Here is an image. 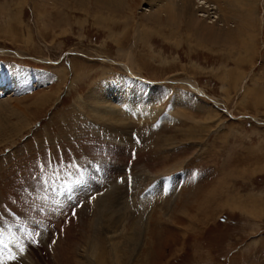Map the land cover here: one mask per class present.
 I'll use <instances>...</instances> for the list:
<instances>
[{"label": "rangeland", "instance_id": "374dc122", "mask_svg": "<svg viewBox=\"0 0 264 264\" xmlns=\"http://www.w3.org/2000/svg\"><path fill=\"white\" fill-rule=\"evenodd\" d=\"M130 3L115 20L92 1L0 0V74L51 76L0 97V256L13 257L3 264H264V0L250 49L206 41L184 22L178 32L148 23V0ZM126 52L150 82L138 81L144 99L153 87L161 99L141 115L130 100L103 115L98 92L137 80ZM68 161L87 168L72 201L61 194L77 178ZM134 231L136 253L123 247Z\"/></svg>", "mask_w": 264, "mask_h": 264}, {"label": "bare ground", "instance_id": "6f19581e", "mask_svg": "<svg viewBox=\"0 0 264 264\" xmlns=\"http://www.w3.org/2000/svg\"><path fill=\"white\" fill-rule=\"evenodd\" d=\"M50 1H52L51 6H55V7H57V6L58 7L59 6H61V7L70 6L71 3H73L74 7H78L80 4L81 5L87 4L88 5L92 1L97 7L96 8L97 13H100L101 16L104 17V13H106V11H107V14H111L108 17L111 19H113V18L115 19V17L112 16L113 14L124 13V12H126L128 7H129V11L132 10V7L130 6L131 5L130 0H72V2H71V0H47L48 3ZM258 1L259 0H148V6H149V8L147 9L148 13L143 14V19L148 21V23L153 22V24H160L161 26L174 27V29L172 30L173 32H178L180 27H181L180 24H182L184 22L186 24V26L189 28V31H190V29L192 30V28L196 29L197 36L199 38L206 40V41L223 43V45H225L226 48H228V49H250L251 47L256 46L254 41L250 42L248 40L255 38L257 35L256 34L257 30H255L256 26L254 25V21L257 18V10H258L257 3H258ZM198 3H201V5H197ZM223 4H224V6H223ZM213 9H214V11H212ZM199 11H202L203 13L201 12L202 14H198ZM202 15H205V17L201 18ZM208 19L210 21H208ZM263 19H264V17H263ZM262 20L257 19V21H258L257 23H259L260 28H262L261 27V25H262L261 21ZM113 23H115V22H113ZM141 23L139 25L141 26V29L144 32V31H146L145 28L148 29L149 26H147L148 24H143L142 21H141ZM220 23L222 25H224L223 28H225V29H223L219 26ZM232 23H238V24L234 25ZM254 26H255V29H254ZM220 28L223 30H221ZM217 30L220 31L223 35L221 39L217 38L216 36L210 35L212 33L215 35ZM161 31H163V30H161ZM219 37H221V36H219ZM1 51H3V50H1ZM125 56H127V58H126L127 62H122V64L124 63V66L130 70L132 77L137 79V80L134 81L133 79H128L126 77L122 78L121 79L122 81H120V84L117 83V88H116L117 91L116 90L112 91V93L109 94L108 96L104 95L105 97L104 96L99 97L101 95V93L98 91H102V90L96 91V93L98 92V94L95 97H97L100 101H102V103H100V104H102V107L104 108V112H103L104 114L103 115H107L110 113L113 114L112 110L114 109V107H117L114 104L119 105L120 103L125 102L127 100H130L131 103H133L134 105H137V106L139 105V107L141 108V110L138 108V109H133L132 111L130 110L129 112H131L132 114L141 115V111H143V106L145 105V103H147L149 100L151 101V100L159 99L160 96L158 97L157 95L159 93H160V95H161V93H163V91H162L163 88L161 89V87H153L154 86L153 85L152 86L153 88H152V91L150 94V98H148L147 100H146V98L144 99L143 93H145L146 91H145L144 87L142 85H140V83L142 81L145 82V79H142L140 76H138L137 74H135V72L132 71V69H134L133 66H134L135 62L133 61V59L131 57V52L130 53L126 52ZM133 62H134V64H133ZM11 72L12 73H10L8 75L0 74V84L6 83V86H4V87H1V85H0V97L7 96L5 94V92L9 88L11 89V91H13L14 94H17L21 91L29 90L31 87L33 88V87H36L37 85L45 84L48 80H50V77H51V76H49L48 73H47L48 75H46L44 73H39L37 71L35 72L31 69H20V68L18 69V68H16V70H11ZM22 76H26V77H22ZM31 77L38 78L39 82L37 84L35 83V84H33V86H31V84H32V81L30 83V79H32ZM22 78H24L25 80H21ZM20 81H25V82H20ZM145 83H150V82L146 81ZM186 83L191 87V89L193 91H195L199 94H202L203 96L206 95L205 90L197 84V81H192V79L191 80L189 79L186 81ZM130 92L133 95V97L128 98V95H130L129 94ZM147 97H149V96H147ZM184 98H186V97H184ZM193 98H194V100L196 99L195 101H193L196 104L197 101H199V99H197L195 97H193ZM4 99L5 100H3V101L1 100L2 103L0 104V112L3 111V109H8V107H7L8 103H6V100L8 98L7 99L4 98ZM195 104H194V106H195ZM198 104H200V103H198ZM187 106H189V104ZM115 115H117V113ZM174 183L176 186L179 183V181H177V182L175 181ZM208 208H210V207H208ZM136 213L138 214V211ZM193 218H195V217L193 216ZM140 220L141 219H138L137 222H135L136 226L133 225V226H135V230H137V231L139 229H141V221ZM137 231H134L136 233V234L135 233L134 234L138 236V240L135 239V241H134V238L132 237L133 235L132 236L125 235V240L123 243V247L129 251L132 250L133 251L132 253H136L137 251H139L138 249L141 247V241L139 238L141 235V232H137ZM95 250H97V249H95Z\"/></svg>", "mask_w": 264, "mask_h": 264}, {"label": "snow or ice", "instance_id": "6c2138e0", "mask_svg": "<svg viewBox=\"0 0 264 264\" xmlns=\"http://www.w3.org/2000/svg\"><path fill=\"white\" fill-rule=\"evenodd\" d=\"M59 167V164L57 163V168ZM67 167L69 169H71V171H69L68 175L69 176H76L77 178L69 183L67 180L64 182V184L62 185V193L63 195H65L67 197V199L69 201L74 200V192L76 190V188L78 186H82L85 182L83 181L82 177L84 175V173L87 171V168L84 166L77 164H72L71 161L67 162ZM97 171H100V167L97 166ZM37 181L41 183V185L43 187H47L49 184V181L46 180L43 176L40 177H36ZM79 206V205H77ZM73 215H75V213L73 212ZM4 231V221L3 219H0V233H2ZM33 234L35 235L36 233L33 232ZM0 245H3V241L0 240ZM6 259H13V257L9 256V257H3L0 256V264H3V261Z\"/></svg>", "mask_w": 264, "mask_h": 264}]
</instances>
